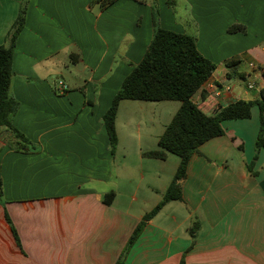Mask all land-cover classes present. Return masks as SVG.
<instances>
[{"label": "crops", "instance_id": "obj_1", "mask_svg": "<svg viewBox=\"0 0 264 264\" xmlns=\"http://www.w3.org/2000/svg\"><path fill=\"white\" fill-rule=\"evenodd\" d=\"M92 1L28 0L12 55L11 94L19 107L11 123L35 150L15 151L0 129V264H264V149L247 168L259 129L256 106L249 119L224 121V134L199 147L186 167L182 201L165 204L126 250L133 230L161 201L179 158L141 156L157 149L168 123L162 132L116 129L111 154L101 119L151 41L153 1L116 0L105 9ZM20 2L0 0V45ZM155 3L160 27L195 37L199 53L216 66L203 87L206 99L198 92L195 104L214 111L259 99L264 0ZM234 25L245 32L229 33ZM71 53L79 56L75 64ZM233 59L238 63L226 67ZM59 66L73 75L71 86L57 81ZM131 152L138 162L127 159Z\"/></svg>", "mask_w": 264, "mask_h": 264}, {"label": "trees", "instance_id": "obj_2", "mask_svg": "<svg viewBox=\"0 0 264 264\" xmlns=\"http://www.w3.org/2000/svg\"><path fill=\"white\" fill-rule=\"evenodd\" d=\"M116 0H93L105 9ZM151 14L153 33L151 41L140 62L133 66L129 74L123 79L118 91L112 98L111 104L102 116L101 122L106 130L109 149L113 155L117 147L115 120L121 101H177L179 108L165 126L159 136L157 149L145 151L142 157L164 161L168 154L179 158V164L171 183L165 191L161 201L139 222L128 239L126 250L141 233L144 223L150 220L160 209L171 201H182L181 183L185 178L186 167L193 154H199V147L210 139L224 134L222 123L229 120L249 119L252 107L259 109V129L254 146L253 159L248 165L251 171L261 149H264V88L259 91V99L254 101L237 100L216 110L204 111L195 104L193 96L199 92L200 100L204 101L207 91L205 83L214 73L216 66L202 56L196 48L195 37L187 34L162 29L159 25V14L152 0ZM175 0H167L171 7ZM28 0H21L17 16L5 36V43L0 45V129L7 131L13 141L12 149L27 153L35 150L31 142L11 123L19 103L11 94L12 55L16 39L24 27ZM229 33H244L243 26L234 25L228 28ZM79 56L69 55L70 62L75 64ZM238 62L229 60L226 67H232ZM112 196V194H111ZM2 199L0 180V201ZM198 229V223L189 229L192 236ZM15 236V231L12 228Z\"/></svg>", "mask_w": 264, "mask_h": 264}, {"label": "rangeland", "instance_id": "obj_3", "mask_svg": "<svg viewBox=\"0 0 264 264\" xmlns=\"http://www.w3.org/2000/svg\"><path fill=\"white\" fill-rule=\"evenodd\" d=\"M176 18L182 21V23L187 21L183 16V10L181 8L177 10ZM184 28L186 29L187 33H192V26L184 25ZM70 68H72V66ZM60 69L62 70V74H59L60 72H58L56 77L57 81H64V83L71 86L74 82L72 78L73 75L70 72L63 70L59 66L58 71ZM178 106L179 102L177 101H123L119 109L116 121V129L118 132H162L163 125L169 123ZM171 158H173V160H178V157L174 155ZM127 159L138 162L139 155L131 152ZM164 164H166L168 170L171 163L167 162ZM142 185L145 187V182H142ZM146 193L148 192L145 191L143 194ZM138 195L143 196L141 191H138Z\"/></svg>", "mask_w": 264, "mask_h": 264}, {"label": "built area", "instance_id": "obj_4", "mask_svg": "<svg viewBox=\"0 0 264 264\" xmlns=\"http://www.w3.org/2000/svg\"><path fill=\"white\" fill-rule=\"evenodd\" d=\"M247 87L248 88H252V84H249ZM223 106H225V105L220 104V105L217 106V109L220 108V107H223Z\"/></svg>", "mask_w": 264, "mask_h": 264}]
</instances>
